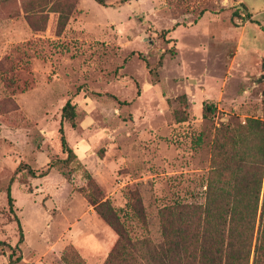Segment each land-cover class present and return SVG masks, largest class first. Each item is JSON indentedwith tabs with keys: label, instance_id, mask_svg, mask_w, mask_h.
Here are the masks:
<instances>
[{
	"label": "rangeland",
	"instance_id": "rangeland-1",
	"mask_svg": "<svg viewBox=\"0 0 264 264\" xmlns=\"http://www.w3.org/2000/svg\"><path fill=\"white\" fill-rule=\"evenodd\" d=\"M119 2L0 0V264H103L117 236L92 185L159 242V209L203 202L216 128L264 119V0Z\"/></svg>",
	"mask_w": 264,
	"mask_h": 264
},
{
	"label": "trees",
	"instance_id": "trees-1",
	"mask_svg": "<svg viewBox=\"0 0 264 264\" xmlns=\"http://www.w3.org/2000/svg\"><path fill=\"white\" fill-rule=\"evenodd\" d=\"M92 1L107 7L111 0ZM66 12H59L60 28L68 21L70 9ZM211 110L210 106L203 107L204 119ZM61 120L76 128L75 107L69 101L62 108ZM58 133L66 158L57 163L66 170L76 155L61 124ZM46 172L36 175L28 169L27 175L42 178ZM86 178L92 182L90 175ZM203 186L202 203L172 202L159 209L161 239L154 242L148 236L132 239L117 211L92 185V192L86 195L88 203L117 236L103 264H264V119L248 117L240 122L234 118L216 128ZM134 202L135 213L144 219L140 200L136 197ZM7 206L12 213L9 188ZM18 233L20 244L23 234L19 223ZM61 261L67 263L66 252Z\"/></svg>",
	"mask_w": 264,
	"mask_h": 264
}]
</instances>
